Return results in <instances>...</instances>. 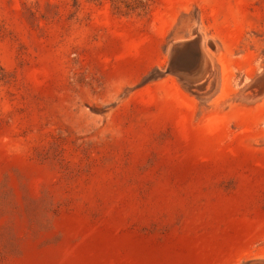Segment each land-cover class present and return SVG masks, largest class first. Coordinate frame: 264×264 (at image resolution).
I'll list each match as a JSON object with an SVG mask.
<instances>
[{
	"label": "rangeland",
	"instance_id": "374dc122",
	"mask_svg": "<svg viewBox=\"0 0 264 264\" xmlns=\"http://www.w3.org/2000/svg\"><path fill=\"white\" fill-rule=\"evenodd\" d=\"M0 264H264V0H0Z\"/></svg>",
	"mask_w": 264,
	"mask_h": 264
},
{
	"label": "water",
	"instance_id": "95a60500",
	"mask_svg": "<svg viewBox=\"0 0 264 264\" xmlns=\"http://www.w3.org/2000/svg\"><path fill=\"white\" fill-rule=\"evenodd\" d=\"M193 43H196L197 45H198V41H194V42H190V43H185V44H183L181 47H179L180 49L181 48H185V49H193L192 48V45H193Z\"/></svg>",
	"mask_w": 264,
	"mask_h": 264
},
{
	"label": "bare ground",
	"instance_id": "6f19581e",
	"mask_svg": "<svg viewBox=\"0 0 264 264\" xmlns=\"http://www.w3.org/2000/svg\"><path fill=\"white\" fill-rule=\"evenodd\" d=\"M190 42V41H189ZM194 45H196V44H194ZM193 46V45H192ZM194 48V47H193ZM196 48H197V46H196ZM198 55H199V53H198ZM186 59V58H185ZM196 62H198V61H196ZM195 65V64H194ZM176 67V66H175Z\"/></svg>",
	"mask_w": 264,
	"mask_h": 264
}]
</instances>
